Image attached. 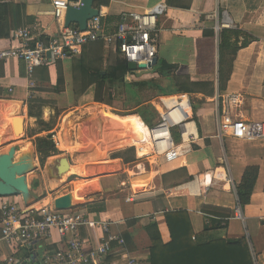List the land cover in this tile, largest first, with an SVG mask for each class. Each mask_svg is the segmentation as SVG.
Returning <instances> with one entry per match:
<instances>
[{
  "label": "crops",
  "instance_id": "0c3cea01",
  "mask_svg": "<svg viewBox=\"0 0 264 264\" xmlns=\"http://www.w3.org/2000/svg\"><path fill=\"white\" fill-rule=\"evenodd\" d=\"M0 1L25 4L28 19L23 27H28L32 34L45 40L57 36L62 19L55 18L51 0ZM159 3L167 7L158 18L155 35L156 64H161L160 72L162 68H171L172 74L187 75L192 81L212 82L209 95L172 93H188L199 103L197 118L193 117L194 103L191 105L199 137L192 152L169 162L159 160L148 165L144 172L136 170L135 146L145 127L140 110L149 104L142 99L141 83L147 82L144 74L148 69L128 72L123 81H105L100 102L94 100L95 85L89 84V76L82 73L83 66L105 67L115 58L123 59L114 46L98 40L86 44L75 57L37 68L33 94L27 87L25 63L10 57L0 62V136L5 138L0 143V155L14 147L13 163L21 159L27 163L26 181L39 197L15 195L0 197V200L18 201L25 208L35 204L41 208L47 201L45 194L55 198L69 194L72 196L70 211L81 212L90 220V224L80 228L81 238L96 245L104 236L102 226L106 222L114 235L127 232L133 247L114 253V259L133 258L139 264H150L151 241L144 228L156 222L161 241L167 243L171 237L164 212L185 211L193 240L245 237L254 264H264V138L219 136L217 109L208 102L217 95L238 94L240 106L236 111L241 120L264 122V0H109L107 5L95 0L94 5L111 31L122 13H143ZM222 23L242 30L255 40L238 49L230 61L220 64L218 31L225 28ZM203 31L213 33L204 35ZM11 33L7 38H0V50L16 45ZM169 48L175 55H168ZM163 51L167 56L162 55ZM220 71L224 79L222 90L219 89ZM163 78L171 80L172 76ZM129 84L130 89L126 88ZM8 87H12L11 93H7ZM165 88H172L171 82ZM30 110L39 113L46 125L40 126L37 116L29 114ZM51 132H56L57 153L41 165L34 140ZM62 137L68 149L59 147ZM114 141L118 147L108 149L107 143ZM26 146L31 148L29 162L25 159ZM61 157L73 168L63 179L61 175L55 176ZM248 166H257L258 175L250 201L241 206L236 187ZM180 168H185L190 179L181 177L176 184L171 180L164 184L162 175ZM145 194L147 198L135 199ZM91 203H103L104 208L90 210L87 205ZM237 205L242 219L234 216ZM215 214L229 215L220 218L224 227L204 231ZM128 220L136 222L127 228ZM44 247L54 250L62 248V244L53 233ZM39 251L42 252L40 248ZM5 255L0 243V259ZM20 255L24 256L25 251Z\"/></svg>",
  "mask_w": 264,
  "mask_h": 264
},
{
  "label": "built area",
  "instance_id": "2783aa9c",
  "mask_svg": "<svg viewBox=\"0 0 264 264\" xmlns=\"http://www.w3.org/2000/svg\"><path fill=\"white\" fill-rule=\"evenodd\" d=\"M71 4L79 5L68 0H51L55 18L62 19L57 36L45 40L32 34L28 27H21L13 30L10 36L16 45L0 50L1 63L10 57H17L25 63L30 93H34L33 77L37 68L75 57L86 44L98 40L114 46L127 63L135 62L150 69L148 65L157 53L155 35L158 18L166 12L165 4L159 3L143 13H122L111 31L106 28L100 13L87 22L85 30H80L76 25L64 26V14ZM221 26L229 27L225 23ZM12 90V87H8L7 93ZM211 102L217 109L215 119L219 136L264 138V122L241 120L236 111L240 106L238 94L217 95ZM192 103L193 99L188 93L161 95L152 103L155 117L151 124L145 123L147 132L135 146L137 171L144 172L146 165L159 160L173 161L192 152L194 143L199 139L191 114ZM190 123L193 129L188 130ZM49 137L57 146L56 132H51ZM234 216L242 219L238 205L234 209ZM88 224L90 220L81 212L58 210L53 204L27 211L17 202L0 200V243L6 252L0 264L33 261L38 264H139L133 258L123 261L114 259L115 249L124 246V240L121 235L112 234L106 222L102 226L104 236L101 241L96 245L88 244L80 236V228ZM53 233L58 236L62 248L50 250L44 247ZM39 248L41 253H38ZM23 251L26 256L20 255Z\"/></svg>",
  "mask_w": 264,
  "mask_h": 264
},
{
  "label": "trees",
  "instance_id": "16d2710c",
  "mask_svg": "<svg viewBox=\"0 0 264 264\" xmlns=\"http://www.w3.org/2000/svg\"><path fill=\"white\" fill-rule=\"evenodd\" d=\"M100 5H107L109 0H97ZM28 17H25V4L24 3H12L0 1V38H7L15 29L21 28L25 25V21ZM213 31H203L204 35L212 34ZM255 40V38L237 28H220L218 31V48L219 59L221 62H226V56H231L240 48L247 46L248 43ZM131 72L128 70L127 62L124 59L115 58V60L108 62L105 67L102 65L82 67L83 75L89 76V84L95 85L94 100L102 101L103 86L105 81H123L124 76ZM161 76L171 77L172 88L162 90L164 95H169L174 92H202L207 95L212 93V82L210 81H192L189 76L172 74L171 68L162 70ZM223 77L221 71L219 75V89H223ZM146 83H141L144 86ZM158 86V85H157ZM129 84L126 88L130 89ZM128 89V90H129ZM135 96V94H133ZM150 106L144 105L140 110V115L147 124H151L155 112H151ZM30 115L35 113L29 111ZM37 116L38 124L45 126L40 119V114ZM51 128H49L50 130ZM36 152L39 156V162L41 165L45 163V160L57 153L53 142L49 135L46 137H37L34 140ZM258 175L257 166H248L245 168L241 183L236 187L237 201L239 205L244 206L250 201V197L254 188V184ZM190 179L187 176L185 168L170 171L162 175L164 184L167 181H174L176 184L179 178ZM36 186V183L33 184ZM162 196V193H158ZM148 194L144 196H136L135 199L147 198ZM103 203H91L87 207L90 210H102ZM95 206V207H94ZM207 212H205L206 214ZM209 214V213H208ZM165 222L167 224L170 241L163 243L160 238L158 226L156 222L149 223L144 229L151 241L150 247V264H254L251 256V251L245 237L236 239H212L202 241L197 237L193 240V232L190 226L188 215L185 211H166L164 212ZM228 214L221 215L215 214L211 218V224H206L204 231L223 228L224 224L220 218H227ZM135 220L126 221V227H131L135 224ZM124 246L118 247L119 249L114 253H121L126 250H132L131 238L127 232L123 235ZM113 253V254H114ZM26 256V255H25ZM26 264V263H23ZM31 264H38L33 261Z\"/></svg>",
  "mask_w": 264,
  "mask_h": 264
},
{
  "label": "water",
  "instance_id": "95a60500",
  "mask_svg": "<svg viewBox=\"0 0 264 264\" xmlns=\"http://www.w3.org/2000/svg\"><path fill=\"white\" fill-rule=\"evenodd\" d=\"M72 3H79V5H69L64 14V26L75 24L80 30H85L87 22L93 17L98 16L99 10L94 5L95 0H68ZM157 55L153 58L152 63L148 68H152L157 63ZM129 71H136L138 69H145L144 65H136L135 62L127 63ZM15 149L10 147L6 153L0 155V197H8L21 195L23 197L29 196L38 199V195L29 188L26 181V173L28 171L27 163L23 159L13 163ZM68 167V161L65 157L60 158V164L57 168V175H61L63 168ZM52 204L58 210L70 209V195L64 194L53 199ZM33 209L28 207L27 211Z\"/></svg>",
  "mask_w": 264,
  "mask_h": 264
},
{
  "label": "rangeland",
  "instance_id": "374dc122",
  "mask_svg": "<svg viewBox=\"0 0 264 264\" xmlns=\"http://www.w3.org/2000/svg\"><path fill=\"white\" fill-rule=\"evenodd\" d=\"M164 51H166V49H164ZM162 52V55H165L167 56V53L165 52ZM168 55L171 56V55H175V53H173L171 51V48L168 49ZM163 57V56H162ZM227 60L226 61H229L230 57L229 56H226ZM160 67H161V64H156L155 66H153L150 70H148L146 72V74H144V77L145 79L147 80L148 83H146L144 86H142V99L144 100H147L148 101V105L150 106L149 108L151 109V112H153L154 108H153V102L158 98V96H161V95H164L162 93V90L166 89V85H168V83L170 84L171 80H167L166 78H163L162 76L158 75V72H160ZM161 70H164V68H162ZM158 71V72H157ZM176 75V74H175ZM178 75V74H177ZM180 76H184V75H180ZM173 81V80H172ZM158 85V86H157ZM141 92V91H140ZM191 98L193 99V106H194V111L196 112L195 113V116H193L194 118H197V112H198V109H199V103H197L195 101V98L191 95ZM196 102V103H195ZM208 102H211V99L208 100ZM115 147H118V144L117 146ZM135 165V164H134ZM133 164L131 166H129L130 168H133L134 166ZM148 168V165H146V170ZM69 174H67L66 176H68ZM65 176V177H66ZM60 188L56 189V192H58ZM51 194V193H50ZM26 197H29V196H26ZM45 197H47V201H46V204L45 206L47 205H52V201L53 199L55 198L54 196L50 195L48 196L47 194H45ZM17 203H19L20 205H22L20 202L17 201ZM40 206L38 205V207L35 205L33 206V208L36 210V209H40L39 208ZM27 209V208H26Z\"/></svg>",
  "mask_w": 264,
  "mask_h": 264
},
{
  "label": "bare ground",
  "instance_id": "6f19581e",
  "mask_svg": "<svg viewBox=\"0 0 264 264\" xmlns=\"http://www.w3.org/2000/svg\"><path fill=\"white\" fill-rule=\"evenodd\" d=\"M65 119V118H64ZM63 124V123H62ZM63 126V125H62ZM64 127V126H63ZM187 128H188V130H191V129H193V124L192 123H190V124H188L187 125ZM147 132V129H146V125H145V127H144V129H143V133L139 136V140L137 141V144L136 145H138L139 144V141L143 138V135L145 134ZM61 136V135H60ZM62 139V144H60V146L59 147H61L62 149L63 148H66V149H68L67 148V143H66V141H64V139H63V137L61 138ZM5 141V138L4 137H2V136H0V143H3ZM115 142V141H114ZM115 146H117V142H115V143H107V148L109 149V148H113V147H115ZM26 152H25V159H26V162H29V156L31 155V148L28 146H26V150H25ZM24 156V155H23ZM54 158V157H53ZM14 162V161H13ZM109 162V161H108ZM29 164V163H28ZM30 166H31V164H30ZM49 167V166H48ZM72 167L71 166H68L67 168H63L62 169V171H61V176H62V179H63V177H65L67 174H69L71 171H72ZM49 170V169H48ZM52 170V169H51ZM50 172V171H49ZM51 174V173H50ZM217 178V177H216ZM222 178V177H221ZM205 183V182H204ZM66 193V192H65ZM70 197H71V199H72V196L70 195ZM71 204H72V201H71ZM37 205L35 204V207H36ZM32 208H33V206H31Z\"/></svg>",
  "mask_w": 264,
  "mask_h": 264
}]
</instances>
